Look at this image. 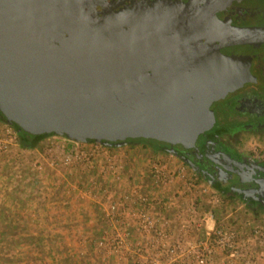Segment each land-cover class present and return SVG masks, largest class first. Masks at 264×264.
<instances>
[{
  "label": "water",
  "instance_id": "water-1",
  "mask_svg": "<svg viewBox=\"0 0 264 264\" xmlns=\"http://www.w3.org/2000/svg\"><path fill=\"white\" fill-rule=\"evenodd\" d=\"M229 1L115 9L114 0H0V115L39 138L110 146L143 138L183 160L198 155L213 102L253 79L245 57L223 51L243 38L217 23ZM252 169L263 173L258 198L264 167Z\"/></svg>",
  "mask_w": 264,
  "mask_h": 264
},
{
  "label": "built area",
  "instance_id": "built-area-1",
  "mask_svg": "<svg viewBox=\"0 0 264 264\" xmlns=\"http://www.w3.org/2000/svg\"><path fill=\"white\" fill-rule=\"evenodd\" d=\"M16 145V130L0 121V151ZM50 145L53 168L84 179L72 185L71 198L101 208L99 231L78 242L79 264H89L91 249L127 264H264V215L242 203L226 207L220 192L175 154L95 140ZM133 147L134 172L126 168ZM252 154L264 159L255 147Z\"/></svg>",
  "mask_w": 264,
  "mask_h": 264
},
{
  "label": "flooded vegetation",
  "instance_id": "flooded-vegetation-1",
  "mask_svg": "<svg viewBox=\"0 0 264 264\" xmlns=\"http://www.w3.org/2000/svg\"><path fill=\"white\" fill-rule=\"evenodd\" d=\"M114 1H118L115 9H119L133 0ZM216 18L217 23L224 22V31L238 37L243 34L241 42L233 40L223 51L228 56L245 57L253 79L213 102L215 123L199 135V154L185 155L186 160L182 161L205 182L235 197L251 213L264 215V189L257 198L255 183L263 173L255 175L252 169L254 164L264 167V159L255 158L241 146L245 138L264 139V0H230L217 9ZM226 24L230 29H226ZM164 150L168 151L166 147ZM252 206L259 209L257 213L251 211Z\"/></svg>",
  "mask_w": 264,
  "mask_h": 264
},
{
  "label": "trees",
  "instance_id": "trees-1",
  "mask_svg": "<svg viewBox=\"0 0 264 264\" xmlns=\"http://www.w3.org/2000/svg\"><path fill=\"white\" fill-rule=\"evenodd\" d=\"M0 121L6 122V120L1 115H0ZM11 126L16 130L18 135L19 151L23 149L36 150L38 148V144L42 140L47 138V137L39 138L37 136L30 135L26 132L19 130L18 127L14 124H11ZM67 140H69L70 142L73 141L70 140L69 138H67ZM126 142L127 144H131V145L142 144L143 146H149L154 151H163L165 148L164 146L156 144L154 142H148L143 138H135V139L129 138L127 139ZM25 165H26V161L22 160V162L15 169V165H13V163H11V161L8 158H4L3 166L5 167V172L3 171L2 172L4 175H7V178L3 181H0V184L3 185L8 183V184L16 185L22 181H25L27 185L32 186V189L29 190V192H26L24 189L14 188L10 191V193L7 194L12 199L13 205L11 210L12 211L14 210V213H19L20 208L22 209L23 206H26L28 201H32L33 199H35V197L38 194L37 191H39L40 189V185H39L40 179L38 177L39 176L38 172L28 170L27 167L26 168L24 167ZM61 172L65 175L64 171ZM65 178L66 180H64L62 184L67 187H71V185L74 184H78V185L83 184L84 182V179L81 178V175L76 171L70 172L65 176ZM55 181L56 180H54V182ZM217 190L221 194L224 205L226 207L235 209V207L238 204L236 198L231 195L222 193L221 189L217 188ZM4 195L6 196V194ZM4 195L3 192L0 193V200L2 201L0 202V264H20L19 255L22 256L24 253L30 251L35 253V251H38V248L34 247L35 245H40L38 247L42 252L41 254H39L38 258L34 259L38 264H47L43 262L45 261L47 255V251H46L47 249H48V253L54 254L52 256L53 258H51L53 262L50 261L49 264L78 263L77 258L75 257L69 258L66 251L67 249L66 245L62 246L64 243V238L61 235L59 236L50 235L47 231L46 226H44L45 228L43 229V231H41V235H36L33 232L31 233L29 232V230L35 228L32 227L31 220L20 219L18 215L12 216L11 214H9V210L8 208H6L3 202V199L5 198ZM251 208H252L251 211L256 213L259 210L258 208H255V206H252ZM47 223L50 222L48 221ZM45 242L47 249L45 248ZM24 260H26V258H24Z\"/></svg>",
  "mask_w": 264,
  "mask_h": 264
},
{
  "label": "crops",
  "instance_id": "crops-1",
  "mask_svg": "<svg viewBox=\"0 0 264 264\" xmlns=\"http://www.w3.org/2000/svg\"><path fill=\"white\" fill-rule=\"evenodd\" d=\"M52 137V136H51ZM64 143L66 145H71V142L67 139H64ZM28 151L33 152L35 150H29ZM28 151L20 150L21 153H24V156ZM137 159V158H136ZM37 162L36 160L34 162L29 163V165H25L24 167L28 170L37 171L35 168L36 166L32 164H35ZM45 169L47 171H43L44 174H48L50 177L48 178L50 180V186H47L45 191L43 186L40 185V189L32 201H28L26 206H23V208L19 209V213H14V210L12 211V199L7 195L10 193L12 189H24L26 192H29V190L32 189L31 185H27L25 181H22L18 184H0V193L3 192V195L6 194L5 198L3 199V202L9 210V214L18 215L20 219H29L31 220L32 227L34 229H30L29 232H33L36 235H41V231L47 227V231L50 235H61V236H67L72 239H75L78 236H93L94 234L99 231L101 223L99 216L95 213L96 208H91L92 203H84V204H72L71 199H67V196L69 194V190H73V187H67L63 184L58 185V182H54L53 178L55 177L53 172H57L54 170V168H50L49 166H46ZM48 169L50 171H48ZM38 172V171H37ZM46 172V173H45ZM53 174V175H52ZM54 176V177H53ZM53 177V178H52ZM67 178V177H66ZM65 178V180H66ZM62 183L64 182V179L60 180ZM47 182V181H46ZM44 183V182H43ZM48 183V182H47ZM42 184V183H41ZM60 190V193H59ZM7 191V192H6ZM36 192V191H35ZM66 196V200H62L64 203L68 202V212L65 214H61L62 208H63V202L59 199V197ZM66 201V202H65ZM0 202H2L0 200ZM75 206V207H73ZM80 207V208H79ZM77 209V210H76ZM7 214V212H6ZM50 223H47V222ZM50 226H49V225ZM62 225V227H60ZM64 237V238H65ZM76 240V239H75ZM66 240L64 239V243ZM75 244V243H74ZM70 243L66 246L67 254L69 258H77L79 260V253L78 248L74 249V252H72L70 248ZM76 245V244H75ZM79 264V262L77 263Z\"/></svg>",
  "mask_w": 264,
  "mask_h": 264
},
{
  "label": "rangeland",
  "instance_id": "rangeland-1",
  "mask_svg": "<svg viewBox=\"0 0 264 264\" xmlns=\"http://www.w3.org/2000/svg\"><path fill=\"white\" fill-rule=\"evenodd\" d=\"M1 126L3 127V124ZM64 139H67V138H65L63 136H52V137L50 136V137H47L46 139L42 140L38 144V148L35 151H33L31 153H26L25 156H24V153H21L19 151L18 145L13 146L8 151H0V179H2L0 181H3V180H5L7 178V175L3 174V172H5V167L3 166L4 158H8L11 161V163H13V165H15V169L22 162V160L26 161V165H29L30 161L34 162L36 160L37 162H35V164H32V166L35 165L37 167V169H38L37 171H38V174H39L38 177L40 179V185L44 187L42 189H44V191H45L46 187L50 186V183H49L50 180L48 179L50 176L48 174H44L43 171H47L45 169L46 166H49L51 169L53 168V166H52V163H53L52 161L53 160L51 159L53 157H50L48 149H49V147H51L50 144H52V143H54L56 145L65 144L64 143L65 141H63ZM245 139H244V142H242V145H241L243 148H245L250 153H252V149L255 147V148H257V150H260V152L264 153V139H261V140L255 139V138H245ZM130 150H132V153H131V155H129V160H128L129 162H128V164H126V168L131 167L132 172H134V147L130 148ZM139 161L137 162L138 163L137 166H141L143 164V163H141ZM48 171H50V170L48 169ZM55 171H57V172H53V173H55V175H54L55 177L53 176L54 177L53 181L54 180L59 181L58 185L61 186L62 181H60V180H62V179L65 180V176L67 174H69V173H65V175H64L61 171H58V170H55ZM128 172H129V169H128ZM59 193H60V190H59ZM71 194H73V190H69V194L67 196V199L70 197L69 199H71L72 204H75V206L78 203L82 204V202H76L74 199H72L71 198ZM59 199L61 201L62 200H66V196L59 197ZM63 205L64 206L62 208L63 210L61 211L62 212L61 214H65L66 212H68V209H67L68 202L67 203L63 202ZM75 206H73V207H75ZM91 208H93V209L96 208L95 213L100 218L101 217V208H100V206H98L97 204H92ZM228 208L232 209L230 207H228ZM231 211H233V210H231ZM241 213H243V211ZM236 214H237V212H236ZM60 227H62V225H60ZM62 237L64 238L65 236H62ZM85 237H87V236H78V237L75 238L76 239L75 240V239H72V238L66 236L64 238L66 240V242L63 243V245L62 244H60V245H62V246L66 245L67 246L68 243H70L69 246H70L72 252H74L75 248H79L78 242L80 240H82V239H85ZM89 237L92 238V236H88L87 238H89ZM38 246H40V245H35L34 246L35 248L36 247L38 248V251H35V253L30 251V252L24 253L22 256L19 255V263L20 264H38L34 260L35 258L39 257V254L42 253ZM45 248H46V242H45ZM62 250H64V249H62ZM46 251H47V255H46L45 261H43V262L49 264V262L52 261L51 258H53L52 256L54 254L48 253V249ZM89 252H90V254H88L86 256V257H88L89 264H127L128 263V261L125 258H120L118 260H107V259H103L96 251H94V250L92 251V249ZM24 258H26V260H24ZM78 262H79V260H78Z\"/></svg>",
  "mask_w": 264,
  "mask_h": 264
}]
</instances>
